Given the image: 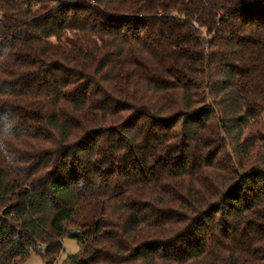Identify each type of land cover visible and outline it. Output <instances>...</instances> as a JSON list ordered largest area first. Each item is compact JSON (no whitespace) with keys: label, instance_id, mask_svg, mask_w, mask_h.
<instances>
[{"label":"trees","instance_id":"16d2710c","mask_svg":"<svg viewBox=\"0 0 264 264\" xmlns=\"http://www.w3.org/2000/svg\"><path fill=\"white\" fill-rule=\"evenodd\" d=\"M264 264V0H0V264Z\"/></svg>","mask_w":264,"mask_h":264},{"label":"rangeland","instance_id":"374dc122","mask_svg":"<svg viewBox=\"0 0 264 264\" xmlns=\"http://www.w3.org/2000/svg\"><path fill=\"white\" fill-rule=\"evenodd\" d=\"M63 245L64 252L61 254L56 264H73L68 260V256L78 254L81 251L82 246L76 239L70 237L64 238ZM22 264H45V260L41 255L32 252L30 257Z\"/></svg>","mask_w":264,"mask_h":264}]
</instances>
